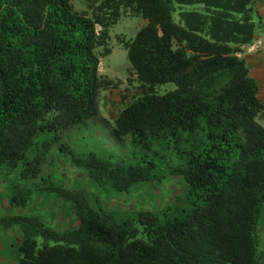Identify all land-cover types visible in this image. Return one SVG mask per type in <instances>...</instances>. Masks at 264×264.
Listing matches in <instances>:
<instances>
[{
    "label": "trees",
    "instance_id": "16d2710c",
    "mask_svg": "<svg viewBox=\"0 0 264 264\" xmlns=\"http://www.w3.org/2000/svg\"><path fill=\"white\" fill-rule=\"evenodd\" d=\"M0 0V175L11 208L38 194L78 218L55 228L38 213L0 215L17 264H264V101L242 46L263 20L252 0ZM124 11L147 20L119 37L139 80L115 114L123 155L85 149L69 133L100 114V74ZM100 50V52H98ZM173 82L165 93L159 84ZM99 120V119H96ZM68 159L100 190L129 192L171 175L182 193L162 208L119 210L99 191L54 180Z\"/></svg>",
    "mask_w": 264,
    "mask_h": 264
},
{
    "label": "rangeland",
    "instance_id": "374dc122",
    "mask_svg": "<svg viewBox=\"0 0 264 264\" xmlns=\"http://www.w3.org/2000/svg\"><path fill=\"white\" fill-rule=\"evenodd\" d=\"M71 2L79 11L89 9L86 0H71ZM146 23V19L134 16L130 11H124L120 20L110 30L111 38L108 45L111 53L101 57L99 72L114 79L117 85L100 91V114L96 118L99 120H89L79 128L69 130V133L74 135V140L85 149H108L121 155L128 150L129 137L115 135L112 130L114 123L110 115L115 114L126 102H129L135 93L140 92L138 87L140 82L131 67L126 49L119 43V37L124 39L134 37ZM175 87L173 82H169L159 84L156 90L165 93ZM260 122L264 124V119ZM55 162V182L73 189L85 187L99 191L105 206L112 209L162 208L172 202L184 189L183 180L179 176L171 175L162 182L137 184L129 192L104 191L100 190L82 170L73 166L68 159L62 158ZM9 192V186L0 175V215L27 211L40 214L45 222L55 228H69L78 224V218L67 203L51 196L38 194L27 209L19 210L11 208ZM259 235L264 248V211L260 219ZM19 242L20 237L17 231L0 230V264H17Z\"/></svg>",
    "mask_w": 264,
    "mask_h": 264
},
{
    "label": "crops",
    "instance_id": "0c3cea01",
    "mask_svg": "<svg viewBox=\"0 0 264 264\" xmlns=\"http://www.w3.org/2000/svg\"><path fill=\"white\" fill-rule=\"evenodd\" d=\"M256 20H263L254 41L242 46L239 56L244 58L249 66L251 76L260 87V98L264 101V0H252Z\"/></svg>",
    "mask_w": 264,
    "mask_h": 264
}]
</instances>
